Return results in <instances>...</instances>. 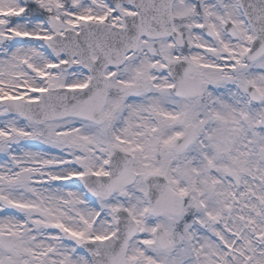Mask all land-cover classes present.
Listing matches in <instances>:
<instances>
[{
    "label": "snow or ice",
    "instance_id": "snow-or-ice-1",
    "mask_svg": "<svg viewBox=\"0 0 264 264\" xmlns=\"http://www.w3.org/2000/svg\"><path fill=\"white\" fill-rule=\"evenodd\" d=\"M0 264H264V0H0Z\"/></svg>",
    "mask_w": 264,
    "mask_h": 264
}]
</instances>
